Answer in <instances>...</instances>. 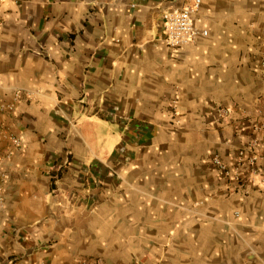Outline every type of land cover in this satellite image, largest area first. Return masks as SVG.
Wrapping results in <instances>:
<instances>
[{
    "label": "crops",
    "instance_id": "crops-1",
    "mask_svg": "<svg viewBox=\"0 0 264 264\" xmlns=\"http://www.w3.org/2000/svg\"><path fill=\"white\" fill-rule=\"evenodd\" d=\"M192 2L0 0V264H264V0Z\"/></svg>",
    "mask_w": 264,
    "mask_h": 264
},
{
    "label": "built area",
    "instance_id": "built-area-1",
    "mask_svg": "<svg viewBox=\"0 0 264 264\" xmlns=\"http://www.w3.org/2000/svg\"><path fill=\"white\" fill-rule=\"evenodd\" d=\"M199 6L200 0H193L192 3L184 7L169 10L164 14V41L168 48L174 50L180 49L207 36V32L197 28L194 23V15L198 11ZM219 112L221 116H225L227 113L223 109L219 110ZM254 147L256 145L252 143L246 149L248 151L254 149ZM246 149L239 150L232 163L222 160L218 155H214L212 157V164L226 179L238 182L240 180V170L245 166V168L247 167L250 170V175L259 176L261 181L264 182V170L256 167L258 161L257 154L254 152L250 156H247Z\"/></svg>",
    "mask_w": 264,
    "mask_h": 264
}]
</instances>
